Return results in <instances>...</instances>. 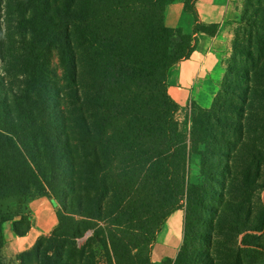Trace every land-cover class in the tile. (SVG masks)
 <instances>
[{
  "label": "trees",
  "instance_id": "1",
  "mask_svg": "<svg viewBox=\"0 0 264 264\" xmlns=\"http://www.w3.org/2000/svg\"><path fill=\"white\" fill-rule=\"evenodd\" d=\"M169 1L38 0V59L24 55L17 86L0 88V201L46 188L58 190L61 199L53 203L56 228L19 254V264H97L95 243L110 246L113 264H153L158 234L185 205L184 242L173 264H200L211 256L210 249L198 257L189 248L195 209L205 208L210 196L189 183L190 159L218 156L229 178L233 158L243 159L245 170L264 160V23H255L257 33L250 37L257 53L234 55L224 91L210 108L194 104L185 130L177 117L181 106L168 92V72L191 57L200 31H212L200 22L197 0L186 2L197 20L193 35L167 28ZM258 6L264 11V0ZM129 7L147 12L116 18L85 39L81 23ZM51 44L61 55L68 86L54 79L55 72L50 75ZM37 90L39 97L45 93L46 109L36 107ZM6 134L42 182L6 143ZM10 220L0 206V251L2 224ZM13 227L24 236L30 222L25 230L17 221ZM263 234L264 217L237 236L243 235L245 252L264 260V245L256 241ZM199 240L205 248L210 244L208 236Z\"/></svg>",
  "mask_w": 264,
  "mask_h": 264
},
{
  "label": "rangeland",
  "instance_id": "2",
  "mask_svg": "<svg viewBox=\"0 0 264 264\" xmlns=\"http://www.w3.org/2000/svg\"><path fill=\"white\" fill-rule=\"evenodd\" d=\"M259 1H244L245 4L238 21L239 25L236 27L234 39V47L237 53L233 52L231 57L225 61L226 70L232 66L235 54L240 55L243 52L257 53L256 47L250 46V37L251 35L255 36L257 33L256 30H253V25L255 23H264V11L258 9ZM146 12L147 9L144 7L114 10L106 17L81 23L80 28L86 36L85 39L89 40L93 37L92 32L95 29L109 24L116 18ZM45 38L51 40V37ZM171 50L177 51L175 44L172 45ZM48 52L50 54L46 53V58L50 63H48L51 71L50 75L55 72L57 75L54 79L68 86L66 69L62 65L61 55H59L57 47L51 44ZM24 55L38 59V0H0V88L7 90L11 85L17 86L18 79L16 74L22 70L20 69V64L24 60L22 58ZM224 84L225 80L220 86L219 92L224 91ZM40 95L39 97L37 90L35 96L36 107L46 109L45 93L42 90ZM193 108L194 101L192 100L189 105L181 107L179 114H177L178 119L184 122L185 130L189 129L190 110L192 112ZM5 138L6 143L13 149L18 158L26 161L31 174L42 182L36 169L26 158L16 139L9 134H6ZM257 148V145L249 146L250 151L255 153L258 152L256 151ZM200 149L204 150L205 146L201 145ZM217 157H208L203 161L199 154H193L190 159L189 183L191 185H199L201 188L204 187L210 196L206 200L207 206L205 208L201 209L198 207L195 209L198 218L195 222L192 221L188 227L189 248L198 257L199 253L210 249L209 254L211 256L206 260L203 259L204 262L200 264H264L262 258H254L244 251L243 246H240L243 235L237 236L238 231L248 223L257 225L264 217V160L261 158L254 160L249 170H245L244 160L233 158L231 164L233 172L231 177L233 178H229L228 175L223 173L222 162ZM196 169L198 170V176L194 177ZM232 180L235 181L232 182ZM222 183H225V188ZM231 186L232 188H230ZM59 199H61V193L55 188L35 189L28 194L2 199L0 206L5 215L19 222V227L25 230L29 222L31 229L36 217L38 219V213L47 217V219L53 216L51 218L52 225V221L56 220L58 209L55 208L53 203L58 204ZM181 210L183 212V223H185L186 205ZM26 218H29L30 221L28 222ZM8 225L11 226V220L2 224L4 237V245L0 251L2 263L19 264L17 256L21 253L18 254L15 250V253L10 251L14 240L19 239V237L12 232L14 237L6 240V228ZM184 235L185 232L183 231L181 246L169 251L167 256L164 255L156 241L157 243L152 247L153 264H173L182 248ZM205 236L210 239V244H207V248L203 247L206 245H202L199 240V238ZM84 240H86V237L80 239V242L83 243ZM256 241L264 245V234L262 238ZM6 242H8V248H6ZM94 249L97 253V264H113L110 259V246L106 247L95 243Z\"/></svg>",
  "mask_w": 264,
  "mask_h": 264
},
{
  "label": "crops",
  "instance_id": "3",
  "mask_svg": "<svg viewBox=\"0 0 264 264\" xmlns=\"http://www.w3.org/2000/svg\"><path fill=\"white\" fill-rule=\"evenodd\" d=\"M244 1H196L200 22L211 27L212 32L200 31L194 41L191 57L175 64L168 73V92L181 107L189 105L192 100L202 108H210L213 105L227 73L225 61L234 52L236 27L239 25ZM186 2L187 0L169 1L165 7L164 22L167 28H179L184 34L193 35L197 20L194 13L186 9ZM175 95L179 99H176ZM197 173L196 169L194 177L198 176ZM51 218L47 219L38 213V219L36 217L31 229L24 236H17L19 239L14 240L10 251L15 250L18 254L27 251L35 245L40 236L51 233L58 224L56 217L51 225ZM13 221L15 220H11V226L6 228V240L14 237ZM183 231V212L177 210L168 218L157 237L158 245L165 256L172 249L181 246ZM7 244L8 242L6 248Z\"/></svg>",
  "mask_w": 264,
  "mask_h": 264
},
{
  "label": "bare ground",
  "instance_id": "4",
  "mask_svg": "<svg viewBox=\"0 0 264 264\" xmlns=\"http://www.w3.org/2000/svg\"><path fill=\"white\" fill-rule=\"evenodd\" d=\"M176 99H179V97L177 95L174 96Z\"/></svg>",
  "mask_w": 264,
  "mask_h": 264
}]
</instances>
